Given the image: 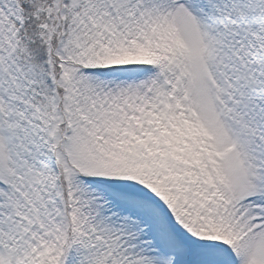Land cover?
<instances>
[{"label": "snow or ice", "instance_id": "1", "mask_svg": "<svg viewBox=\"0 0 264 264\" xmlns=\"http://www.w3.org/2000/svg\"><path fill=\"white\" fill-rule=\"evenodd\" d=\"M0 264H264V0H0Z\"/></svg>", "mask_w": 264, "mask_h": 264}]
</instances>
